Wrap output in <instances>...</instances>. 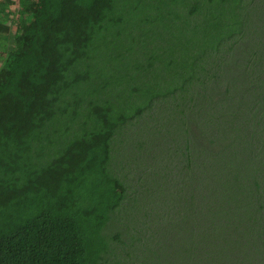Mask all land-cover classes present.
<instances>
[{
	"label": "trees",
	"instance_id": "16d2710c",
	"mask_svg": "<svg viewBox=\"0 0 264 264\" xmlns=\"http://www.w3.org/2000/svg\"><path fill=\"white\" fill-rule=\"evenodd\" d=\"M251 1L0 0L12 43L0 49V264H114L111 238L127 239L107 225L137 190L117 141L158 109L181 124L168 188L176 195L177 179L175 201L193 202L181 264H264V56L243 50Z\"/></svg>",
	"mask_w": 264,
	"mask_h": 264
},
{
	"label": "rangeland",
	"instance_id": "374dc122",
	"mask_svg": "<svg viewBox=\"0 0 264 264\" xmlns=\"http://www.w3.org/2000/svg\"><path fill=\"white\" fill-rule=\"evenodd\" d=\"M15 8L12 27L14 33L20 27L19 17L22 16L19 13L22 11L19 2L15 4ZM246 19L249 29L243 40V50L257 44L258 53L264 56V0L250 2L246 8ZM0 38L1 51L4 47L12 45L6 37ZM5 57L1 52L0 67L6 63ZM163 113L160 109L156 110L152 119L143 118L137 124L129 125L118 138L115 162L124 171L131 172L132 183L136 185L137 190L119 206L108 222L107 230L111 237L115 234L114 231L120 230V239H127L122 245L120 240L111 238L114 244L111 245L108 262L181 264L183 260L178 257L183 255L185 247L191 245L192 239L187 236L192 230L190 224L193 202L179 200L177 203L175 198L181 193V182L173 179L177 185V194L173 195V187L168 188L171 179H167V167L172 166L180 171L182 166L181 157L176 150L182 142L181 124L176 115L173 121H168L163 117ZM176 169L175 178L178 176ZM121 176L125 181H129L128 176ZM176 205L181 209L177 215L172 213L176 210Z\"/></svg>",
	"mask_w": 264,
	"mask_h": 264
}]
</instances>
